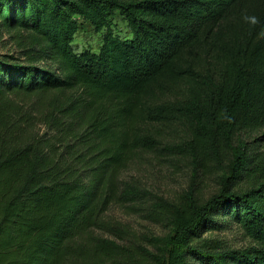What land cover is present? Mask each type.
<instances>
[{"label":"trees","instance_id":"obj_1","mask_svg":"<svg viewBox=\"0 0 264 264\" xmlns=\"http://www.w3.org/2000/svg\"><path fill=\"white\" fill-rule=\"evenodd\" d=\"M116 11L131 36L109 29ZM76 18L106 30L98 52L75 49ZM4 34L18 56L0 55V264H92L81 245L110 207L150 203L137 179L123 178L138 153L183 156L196 173L199 155L220 162L221 141L231 153L218 195L202 206L186 197L178 210L150 204L174 209L182 233L180 249L151 264H264V136L258 152L230 144L264 128V0H0ZM209 62L247 73L206 98L200 73ZM168 95L172 106L156 105ZM34 97L47 100L50 138L19 113ZM173 124L188 136L165 148L139 131ZM233 226L251 246L204 240Z\"/></svg>","mask_w":264,"mask_h":264},{"label":"rangeland","instance_id":"obj_2","mask_svg":"<svg viewBox=\"0 0 264 264\" xmlns=\"http://www.w3.org/2000/svg\"><path fill=\"white\" fill-rule=\"evenodd\" d=\"M110 28L113 34L122 37L131 36V30L125 19L116 11L110 15ZM79 30L75 37L74 47L77 51L89 49L98 52L106 30L99 32L91 23L76 18ZM243 50V49H242ZM252 46L248 47V53ZM0 55L18 56V51L8 34L0 35ZM247 73L246 66L238 68L222 69L209 62L204 72L200 73L203 82L202 95L209 98L213 93L217 95L223 88L225 79L238 75L244 77ZM183 86L173 89L172 93L181 96ZM173 97L159 99L156 105L166 104L172 106ZM19 101V100H18ZM19 113L23 114L31 122L35 134L39 136L53 135L52 127L44 118L47 109V100L34 97L19 102ZM185 104V102H183ZM182 103V108L187 109ZM195 105V103H194ZM190 107L192 105H189ZM148 128V127H147ZM139 127L141 133L148 131L154 137L153 143L159 148L168 145L182 143L188 136V128L183 124H173L169 127L153 126L147 129ZM264 136V128L256 130H242L231 145H248L253 151L261 148L257 139ZM225 142L220 143V162L212 161L207 164L199 155V166L194 173L191 161L179 155H171L168 152H141L138 153V165L123 175V178H135L138 180V188L145 191L150 198V203H138V211L129 207L112 205L101 217L100 227L90 232L88 238L82 243L85 253L95 254L92 260L94 264H121L118 252L129 253L132 259L138 260V264H151L165 259L170 253L180 249L181 230L174 225L168 210L175 212L167 205L162 207L150 206L156 199L172 205L176 210L186 203V197L195 199L197 205H204L210 198L218 195L222 190L224 166L230 159V151ZM201 157V158H200ZM194 189L192 197L187 195ZM236 192V191H235ZM190 199V200H191ZM219 241L222 246L231 249L247 248L251 242L240 228L233 226L221 233L206 234L204 240ZM100 256V258H98ZM92 263V264H93Z\"/></svg>","mask_w":264,"mask_h":264},{"label":"clouds","instance_id":"obj_3","mask_svg":"<svg viewBox=\"0 0 264 264\" xmlns=\"http://www.w3.org/2000/svg\"><path fill=\"white\" fill-rule=\"evenodd\" d=\"M244 19L246 21H249L253 25H255V24H257L259 22V20H258V18L256 16H251V17L245 16Z\"/></svg>","mask_w":264,"mask_h":264}]
</instances>
